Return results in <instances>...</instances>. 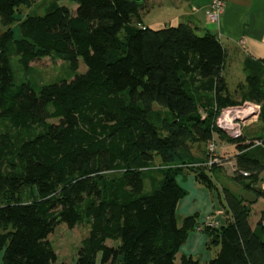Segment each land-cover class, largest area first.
Masks as SVG:
<instances>
[{
	"label": "trees",
	"instance_id": "16d2710c",
	"mask_svg": "<svg viewBox=\"0 0 264 264\" xmlns=\"http://www.w3.org/2000/svg\"><path fill=\"white\" fill-rule=\"evenodd\" d=\"M72 1L73 9L58 4L18 17L32 0H0L8 26L0 34L1 264H56L50 235L61 223L74 228L85 220L91 231L75 264H98L99 253L100 264H264V208L251 221L264 198V64L245 60L238 100L216 33L199 34L191 21L144 24V0ZM15 55L22 69L54 57L75 70L83 59L87 71L36 89L17 81ZM245 102L259 106L261 125L232 138L217 127V115ZM216 134L236 147L233 178L244 191L222 186L225 220L203 226L214 247L203 263L179 258L200 223L198 214L179 220L187 191L176 176L187 170L217 189L212 174L226 158L209 146L203 156L193 151Z\"/></svg>",
	"mask_w": 264,
	"mask_h": 264
},
{
	"label": "rangeland",
	"instance_id": "374dc122",
	"mask_svg": "<svg viewBox=\"0 0 264 264\" xmlns=\"http://www.w3.org/2000/svg\"><path fill=\"white\" fill-rule=\"evenodd\" d=\"M33 3L29 5L27 8H23L24 11L19 14L18 17H25L28 14L37 15V14H44L50 9H53L55 5L62 4L68 6L70 9L76 7V3L72 0H32ZM194 3H197V0H191ZM202 1V0H201ZM204 1V0H203ZM188 0H144L143 8H142V17L144 21L149 25L154 24L157 22H169L176 18L179 13L183 10H190V6L188 5ZM225 5V1H224ZM189 19L188 16H182L181 20ZM192 21H195L191 19ZM190 21V20H189ZM196 27H199L198 33L203 34L206 30H210L215 32L219 35V27L217 23H213L210 21H202L200 23L196 22ZM194 23V24H195ZM165 23L164 25H166ZM170 24V23H169ZM11 27L14 30V35L16 38H20L22 35L21 28L19 26V22L15 21ZM8 26H4L0 21V34L5 31ZM232 39L235 40L239 37L231 36ZM219 38L225 43L228 48L227 51V58H226V65L224 70V76L228 83L229 93L232 98L240 99V92L239 91V83L245 82L246 80V73L244 70V58L249 57L250 55L244 52V49L240 47V45L236 44V42L221 38ZM254 59L253 57H250ZM13 69L15 72V76L17 81H29L36 89H39L42 85L57 83L62 80H72L76 77L77 74H82L87 71V65L84 63L83 59L79 61V68L78 70L73 69L71 64L67 61L62 59L54 58V57H46L34 62L30 69H22L19 62L18 56H13L12 58ZM255 106V103L252 102H245L244 104L239 105L238 107L246 108V106ZM241 108V109H242ZM221 114V113H220ZM219 115V114H218ZM53 122H57V120H52ZM236 122V120H235ZM2 125V121L0 119V126ZM241 131L243 132H253L257 131L260 127V122H258V116L254 115L253 117L249 118L246 121L240 122ZM214 143L216 147L219 149V152L222 153L224 158H228L234 153V149L229 145V143L221 138L218 134L215 135ZM208 144H203L202 146L194 145L193 151L199 155L203 156V153H207L208 151ZM214 146V148L216 149ZM223 158V159H224ZM232 157L228 159H224L225 164L221 166L222 170L216 169L213 171L212 176L217 181V189L210 190L208 187H205L203 184L196 180L195 175L192 172L187 170L181 171L177 176L176 180L178 184L183 188L184 191H187V194L183 197L185 202H189L187 199L190 200V204L192 207L199 208V214L197 215L198 221L201 219L206 220L204 222H199L200 225L195 230L189 232L186 240L183 242L181 247L190 248L192 247V243L195 241H201L198 235H191V234H202L205 232L203 231L204 225H209L208 222L211 219H216V213L218 210H221V213L218 216L224 217V207L222 205V186H226L232 189L237 194H241L243 189V182L238 181L233 178L235 175L234 162H229ZM155 165H161L160 158H157L155 161ZM151 173L157 174V171L151 170ZM246 182V181H245ZM264 182V175L263 179L260 184ZM197 185V187H196ZM151 190L150 180L145 179V192H149ZM211 194V200L207 197V193ZM219 193L221 194V198L219 197ZM246 196L248 193H244ZM194 197L198 202L195 203V200L191 197ZM182 198V199H183ZM210 201V203H209ZM224 202V201H223ZM211 204V205H210ZM263 203H258L253 207V212L251 215V221H256L260 216V209H262ZM220 217V218H221ZM179 220L181 221L182 218L178 215ZM220 223V222H219ZM219 225V224H218ZM217 225V226H218ZM212 226V225H211ZM203 228V229H202ZM91 226L88 220H85L83 223L77 225L74 228H69L65 223L59 224L55 231L50 235L49 240L53 248L57 253V261L56 264H75L78 259L79 250L82 247L83 240L90 234ZM202 231V233H200ZM207 236V235H206ZM208 241V237H207ZM108 245L116 244L112 240L107 241ZM198 243V242H197ZM207 244V243H206ZM180 247V249H181ZM212 248H208L206 245V249L213 252ZM100 257L101 254H98V264H100ZM180 258V256H179ZM2 262V255L0 257V264Z\"/></svg>",
	"mask_w": 264,
	"mask_h": 264
},
{
	"label": "crops",
	"instance_id": "0c3cea01",
	"mask_svg": "<svg viewBox=\"0 0 264 264\" xmlns=\"http://www.w3.org/2000/svg\"><path fill=\"white\" fill-rule=\"evenodd\" d=\"M188 1H189L188 5L190 6L189 11L185 9L181 13H179V15L176 18H174L169 22L167 21L157 22L155 23L156 25L150 23L149 26L158 29L165 26L164 25L165 23L167 24L170 23V25H177L178 23L182 22L181 20L182 16H188L189 19L184 21L190 20L193 24L195 23V21L198 23L202 22L203 20L208 21L206 12L208 7L213 2V0H204V1L197 0L196 1L197 3H194L191 0ZM224 1H225L224 11L220 17V22L218 23L220 37L232 40L236 42V44L240 45V47L244 49V52L250 55L249 57L244 58L245 60H247L250 57H253L254 60H259L261 61L262 64H264V0H224ZM191 19L195 21H192ZM144 24L147 23L144 22ZM194 25L196 26L197 24L195 23ZM232 35L239 37V41L238 38L233 40L232 39L233 37H231ZM220 41L223 43L221 39ZM223 44L227 52L228 48L225 45V43ZM245 60L243 61V63H245ZM229 145L234 149V153L231 156H228V158L232 157V159L229 162H234L235 164L234 156L237 153L236 147L234 144L231 143ZM206 195L209 198V200H211L212 197L211 194L208 192ZM192 198L194 199V197ZM187 200L190 202L189 199ZM194 200L195 203L198 202L196 199ZM189 202H185L184 198L179 201L177 205V214L181 218L184 216L199 214V208L198 207L196 208L195 206L192 207ZM258 203H263V207H262L263 209L264 198L259 199V201L256 204ZM255 205H253V207ZM262 209H260V212ZM208 215L205 216V219H201V221L199 222L201 223L204 222ZM224 220L225 217H222V221ZM195 231L199 232L197 230ZM200 233H202V231ZM191 235H198L201 241L193 242L191 249L181 247L179 256L187 255V256H192L203 263L209 262L213 258V253L212 251L206 249L207 234L195 233Z\"/></svg>",
	"mask_w": 264,
	"mask_h": 264
},
{
	"label": "built area",
	"instance_id": "2783aa9c",
	"mask_svg": "<svg viewBox=\"0 0 264 264\" xmlns=\"http://www.w3.org/2000/svg\"><path fill=\"white\" fill-rule=\"evenodd\" d=\"M224 0H213L211 5L208 7L206 15H207V20L213 23H219L220 22V17L224 11ZM239 106V105H238ZM238 106H229L223 108L219 115H217L216 118V125L219 127L221 130H223L228 136L232 138H238L242 135L241 131V125L240 122L246 121L249 118L253 117L254 115L257 116L258 112H255V110H259V106L255 107L250 110V112L246 114H241V108ZM236 120V122H235ZM216 147L214 140L209 142V149L212 152H216ZM264 175V174H263ZM262 188H264V182L261 184ZM221 213V210H218L216 213V219H211L210 222H208L209 225L212 226H217L220 224V216H218ZM222 214V213H221Z\"/></svg>",
	"mask_w": 264,
	"mask_h": 264
},
{
	"label": "bare ground",
	"instance_id": "6f19581e",
	"mask_svg": "<svg viewBox=\"0 0 264 264\" xmlns=\"http://www.w3.org/2000/svg\"><path fill=\"white\" fill-rule=\"evenodd\" d=\"M253 108H255V107L251 106V105L250 106H246V108L245 107L242 108L240 112H241V114H246V113L250 112V110L253 109Z\"/></svg>",
	"mask_w": 264,
	"mask_h": 264
},
{
	"label": "water",
	"instance_id": "95a60500",
	"mask_svg": "<svg viewBox=\"0 0 264 264\" xmlns=\"http://www.w3.org/2000/svg\"><path fill=\"white\" fill-rule=\"evenodd\" d=\"M134 1L141 2L143 0H134ZM255 112H259V110H255Z\"/></svg>",
	"mask_w": 264,
	"mask_h": 264
}]
</instances>
